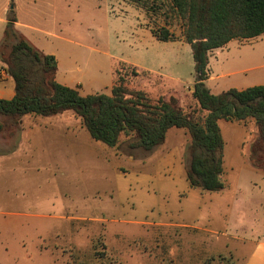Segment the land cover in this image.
Segmentation results:
<instances>
[{"label": "rangeland", "instance_id": "1", "mask_svg": "<svg viewBox=\"0 0 264 264\" xmlns=\"http://www.w3.org/2000/svg\"><path fill=\"white\" fill-rule=\"evenodd\" d=\"M148 2L149 10L130 0H0V43L7 23L17 20L20 27L16 22V31L42 52L76 55L81 71H75V76L85 87L89 78H109L115 62L124 61L136 66L138 74L150 72L138 77L130 74L131 88L147 92L153 101L162 95H178L181 105L191 111L196 107L190 97L196 74L192 49L184 38V22L167 0ZM161 28L169 29L176 40L159 41L154 33ZM211 61L215 75H225L209 83L212 92L264 84V35L235 39ZM0 119L8 126L0 133V264H175L171 249H191V253L200 249L199 241L195 246L184 240L173 245L168 240L162 245L158 227L131 223H158V193L154 196L151 186L138 184L139 193H135L133 183L130 196L118 192L119 173L133 182L139 168H153L152 161L161 150L158 147L151 152L132 149L131 138L122 136L106 153L109 161L111 157L116 163L119 160L116 165L90 159L86 151L70 162L28 160L17 154L27 149L21 147L20 139L33 128L31 121L36 124L35 117L21 118L17 127L9 118ZM227 129V143L243 140L249 166L261 172L254 165L264 164V151L256 147L259 132L254 120ZM178 132L171 133L168 142L184 148L186 164L190 138L188 133L181 135L186 131ZM130 156L134 163L127 162ZM238 175L241 188L249 189L253 179L240 165L232 166L227 182H234ZM95 217L100 221L91 220ZM247 250L242 248L239 254L245 255Z\"/></svg>", "mask_w": 264, "mask_h": 264}, {"label": "trees", "instance_id": "2", "mask_svg": "<svg viewBox=\"0 0 264 264\" xmlns=\"http://www.w3.org/2000/svg\"><path fill=\"white\" fill-rule=\"evenodd\" d=\"M130 1L149 10L148 0ZM167 1L184 22V38L192 49L196 74L190 94L196 106L193 110L187 111L174 95H162L153 101L147 92L131 88L130 74L138 77L150 72L144 70L138 74L136 66L124 61L114 64L110 95L82 96L78 90L56 80V57L31 44L16 31L17 20H12L7 23L0 43V68L14 82L15 96L12 100L0 99V117L11 119L17 127L19 120L27 115L51 117L72 111L82 119L94 141L114 148L122 136H129L130 148L146 152L164 144L172 128L184 129L190 136L185 174L191 187L202 192L224 190L225 140L220 121L254 120L259 132L256 147L264 151V85L212 94L206 85L210 54L232 40H251L264 35V0ZM154 36L162 42L176 40L167 28H161ZM7 128L0 119V133ZM251 160L254 161L253 157ZM254 165L264 173V164L259 166L254 162ZM213 261L215 258H210L204 264Z\"/></svg>", "mask_w": 264, "mask_h": 264}, {"label": "crops", "instance_id": "3", "mask_svg": "<svg viewBox=\"0 0 264 264\" xmlns=\"http://www.w3.org/2000/svg\"><path fill=\"white\" fill-rule=\"evenodd\" d=\"M1 23H3V19L0 17ZM16 27H20L19 21H17ZM228 45L230 42L210 54L209 79L206 81V85L214 95L234 88H227L225 91L219 89L218 93H215L212 92L209 85L215 79H221L225 76L215 75L211 57H218L220 50L223 51ZM45 54L56 57L58 62L56 80L60 84L78 90L82 96L104 91L107 95L111 94L110 91H112L114 84L112 70L109 78L104 79L101 76L89 78L85 87V84L77 81L78 78L75 76V71H81L80 67L77 66L79 59L76 55L64 54L59 57L52 53ZM178 80L180 82V79ZM256 85L264 84H249L235 89L244 90ZM14 96V82L5 73V70L0 68V99L12 100ZM28 116L35 117L36 124L31 121L29 125H32L33 128L28 129L26 137L20 139V145L26 147V151H19L18 156H15L28 160L42 159V161L59 163L70 162L74 157L83 156L86 151L88 158H94L99 163L109 165L111 162L110 164L116 165L119 162L117 159L118 162L116 163L114 157H111L109 161L110 157L106 153L111 147L100 148L97 146L85 129L82 119L74 112L68 111L51 117L27 115L24 118ZM77 119L79 120L78 123H76ZM237 123L220 121L225 140L223 176L226 183L225 189L220 192H202L191 187L188 182L184 163L186 154L183 155L182 152L184 148L180 149V145H173L168 142L171 133L178 134L180 133L178 131H186L184 129L172 128L168 132L165 143L158 146V149L161 150L158 158L152 161L153 168L146 171L139 168L133 182L126 178L127 175L118 171L120 180H122L118 192H128L130 196L132 187L136 184L134 185L136 189L132 192L139 193L137 189L139 184L151 186L149 188L153 189L151 192L154 196L158 193V214H160L158 223L148 221L131 223L158 227V243L162 245L168 243V240L172 245L183 240L192 246H195L197 241L200 242V249H192L193 254L191 249L190 252H180L177 249L172 251L171 249L170 257L175 264H186L193 260L203 264L210 258H215L212 264H264V173L249 166L247 158L244 157L243 140L227 143V127L233 128ZM187 133V131L182 132L181 135L187 136ZM188 137L190 138L189 135ZM127 162L129 164L134 163L133 157H128ZM233 165H240L252 177L253 180L249 189L241 188L239 175L235 177L234 182H227L226 179L229 178V171ZM150 183L156 185L152 187ZM127 202L132 209L131 202ZM99 219L91 218V220L96 221H100ZM173 238L176 240L174 241ZM242 248L248 249L245 255L239 254ZM219 257L225 258L226 261L218 260Z\"/></svg>", "mask_w": 264, "mask_h": 264}, {"label": "built area", "instance_id": "4", "mask_svg": "<svg viewBox=\"0 0 264 264\" xmlns=\"http://www.w3.org/2000/svg\"><path fill=\"white\" fill-rule=\"evenodd\" d=\"M6 73V72H5ZM7 74V73H6ZM8 75V74H7Z\"/></svg>", "mask_w": 264, "mask_h": 264}]
</instances>
